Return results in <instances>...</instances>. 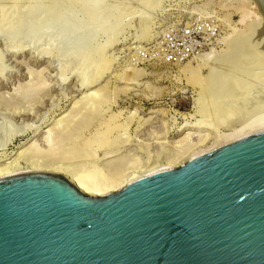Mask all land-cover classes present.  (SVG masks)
Returning a JSON list of instances; mask_svg holds the SVG:
<instances>
[{"label":"rangeland","instance_id":"obj_1","mask_svg":"<svg viewBox=\"0 0 264 264\" xmlns=\"http://www.w3.org/2000/svg\"><path fill=\"white\" fill-rule=\"evenodd\" d=\"M241 1L0 0V165L19 161L21 153L27 159L20 165L30 162L25 152L36 145L39 166L77 176L125 162L129 177L183 160L187 145L197 144L200 135L230 133L238 119L232 111L230 118L231 105L224 101L237 77L224 80L219 74L255 37L249 21H239ZM191 68L198 71L194 84ZM98 72L99 84L85 87ZM214 79L226 81L221 96L212 89ZM101 87L106 102L86 111L88 100L80 99ZM66 117L77 118L86 138L113 117L107 124L118 128L92 137L87 149L77 146L81 141L64 142L47 152L44 137H58L52 127ZM187 133L192 136L186 145L181 140Z\"/></svg>","mask_w":264,"mask_h":264},{"label":"water","instance_id":"obj_2","mask_svg":"<svg viewBox=\"0 0 264 264\" xmlns=\"http://www.w3.org/2000/svg\"><path fill=\"white\" fill-rule=\"evenodd\" d=\"M0 264H264V130L101 196L1 177Z\"/></svg>","mask_w":264,"mask_h":264},{"label":"bare ground","instance_id":"obj_3","mask_svg":"<svg viewBox=\"0 0 264 264\" xmlns=\"http://www.w3.org/2000/svg\"><path fill=\"white\" fill-rule=\"evenodd\" d=\"M241 2H242V4H241L242 7L240 6V8L238 9V12L240 13V20L239 21L242 24L244 22L246 24L250 23L249 24L250 25L249 29L251 30L252 34L254 33L255 37H253V39L251 37V39H252L251 44L247 43L244 46V45H241V43H240V45H241V47H243L244 51L240 52L239 54L237 53V55H235L236 52H239V50H240L239 48H241V47L238 48V46H239V44H238L237 48L239 50H236V52L234 53V55H233L234 57L231 60V63L229 62V65L227 66L228 69H226V71H224V74H223V72L221 74H219L220 76L223 75L225 77L224 80L229 79L231 77H234V74H235V77H237L236 79H233V80L231 79V81H233V82H230L229 86L227 87V91H228L229 96H227V98H225V101H224L225 103H226V101H228V104L231 105L230 108L228 107L229 113L227 112L228 114H230L229 115L230 118H231V112L230 111H232L233 112L232 116L237 115L236 119H238L236 124H234L233 122H232L233 124L232 123L230 124L231 121L230 122L228 121V123L231 126L235 125L234 127L232 126V129H230L231 126L229 124L228 125L230 127L227 125L229 127L228 130L230 129V133L227 132L228 134H218L217 131L213 130L218 135L216 134V136L211 138V139H207V138H210V137H207L206 135H204V136L200 135V138H197L199 140H197L198 142L195 145L192 144V143H191L192 145H190L187 142V141H189L190 137L192 136V134L187 133V134L183 135L184 138H183V140H181L182 142H184V144H186V145H187V143L189 144V145H187L186 151L184 150L185 153L182 151V153H184L182 155H184V156H181V159H182V157H185L183 160H181L179 162L178 161H176V162L173 161V162H167V163H164V164L162 163L160 165L158 164L157 166L155 165L153 167L150 166L146 170H144V171L142 170V172H138L137 174L131 175L129 177L128 176H124V174H126V172L124 171V169H125L124 167H126L125 166L126 165L125 162H123L125 165L122 164V162H116V163L114 162L112 164L110 163V166H107L106 170L104 169L105 171H103V169H102V171L97 169L95 171L93 170L91 173L80 174V175H77V176L71 175L69 172L61 170V169H58V168H55V167L51 168V167H48V166H39L38 163H36V162H39V160L36 157L39 156L41 151L38 153V151H37L38 147L35 148L36 145L35 146L31 145L30 146L31 148L29 147L30 149H28V151L25 152L26 154H29V156H31L30 160H27V161H30V162L26 163V160H25V164L24 165H20L21 158H22V160H23V158H26V157L23 156L25 154L21 153L22 156L19 159H18V156H17V159H15V160H19V161H15V162H11V163L9 162L7 164L0 165V178L1 177H5V176H9V175H13V174H16V173H22V172H25V171H34V172H36V171H44V172H48V173H60V174H62L64 176H66L70 180V182L73 183L82 192H84V193H86L88 195L101 196V195H104V194L109 193V192L118 191L121 188H123L124 186H126L127 184L131 183L132 181H135V180H137V179H139V178H141V177H143L145 175L154 173L156 171L168 169V168L178 167L179 165H181L185 161H187V160H189V159H191V158H193V157H195V156H197V155H199L201 153L210 151V150H212V149H214L216 147H219V146L225 145L227 143H230V142H232V141H234L236 139H239V138H241V137H243L245 135H248V134H251V133H254V132H257V131L264 130V16L260 12V9L258 8V6H257V4H256V2L254 0H242ZM47 27H49V26H47ZM259 34L261 35V37H259ZM248 40L249 39H247V41ZM244 41H246V40H244ZM261 43H262V45H259ZM241 50H242V48H241ZM186 67H187V65H186ZM196 68L189 69L190 73L191 74L193 73L190 78H192L194 76V73L195 74L198 73V71H197L198 68L197 69ZM203 68H205V67L203 66ZM193 69H196V70H193ZM105 70H106V68L103 69V71H105ZM184 70H186V69H184ZM191 70H193V71L191 72ZM100 72H102V71H100ZM198 75H200V74H198ZM198 75L196 77H198ZM95 76L96 77L95 78L93 77L94 79L92 80V82L89 83V85H87L85 87L93 88V87H96L99 84V82H100V80L102 78L101 76H103V74L101 73L99 76H97V75H95ZM193 78H192L193 84L196 81H199L196 78H194L196 80L195 81ZM222 81L218 80L217 82H215V79H214L215 83L212 85V89H216V90L220 91L222 89V86H224V83L226 82L225 81L223 83ZM190 82H191V80H190ZM208 82H210V81H208ZM198 84H199V82H198ZM209 85H210V83H209ZM209 85L207 83V86H209ZM101 92H103V93L107 92L105 90V87L104 88H102V87L98 88V89H96L93 92H90V93L88 92L87 94L83 93L85 96H84V98L80 99V101L83 100V99H84V101L88 100L87 103H83L84 101H82L83 104H86V105H84L85 106V110L86 109L89 110V109L96 108L99 105L101 106L103 101L106 102L105 100H107V99L105 97H102V98L100 97V96H102V95H100ZM220 92H221V94H220V96H221L222 95V91H220ZM214 93H216V91ZM212 94H211V96H213L215 98L217 97L216 95L214 96ZM106 97H108V96H106ZM222 100H224V99H222ZM79 103L81 104V102H79ZM79 103L77 102V104H79ZM226 105H227V103H226ZM86 107H88V108H86ZM222 107H225V106H222ZM78 110H79V108H78ZM85 110H83V111H85ZM94 111H95V109H94ZM219 111H220V107H219ZM223 111H225V110H223ZM78 113H79L78 115L82 114V112H80V110H79ZM227 113H225V116H226ZM133 114H131V115L133 116ZM132 116H130V117H132ZM75 117L76 116H74L73 118H75ZM115 117H116V115H115ZM115 117H113L114 120L117 119V118L115 119ZM69 118H71V117H66V118L60 119L59 124H57V125L55 124L57 126V128L52 127L53 131L55 130L56 134H58V137H57V135L55 137L53 136V135H55V133H51L50 130H52V129L48 130V131H50L49 133H51V134H49L48 136L46 135V137H44V140H45L44 142H46L47 145H48V147L46 146L48 148L47 152H51V151L53 152L52 148L54 147L55 143H56V145H58L59 143H60L59 145H61L64 142L65 143H69V144H73V143H79L81 141L79 144H77V146H79V148H82V149H85V148L87 149L88 146L91 144L90 140H92L93 138L99 139L102 136H105L106 133H108L110 130L112 131V128L113 127L115 128V125H116V123H114L115 125L112 127L111 125L107 124V123L113 121V119L108 120L107 123H102V125L105 124L104 127L100 128L98 126L99 128H97L94 131V133L90 134V138H89V135L86 138V137H83L81 135V132H82L81 130L83 128L81 130L77 128V126H78V124L76 125L77 118L76 119H73V118L69 119ZM230 118H228V119H230ZM233 118L235 119V117H233ZM236 119H235V121H236ZM138 121H139V118H138ZM82 123H83V121H82ZM82 126H83V124H82ZM117 126L118 125H116V127ZM121 127L122 126L120 125L119 128H121ZM192 127H193V129H195L194 128L195 126H192ZM87 128H89L88 125H87V127H84V129H87ZM114 128H113V130H114ZM124 128H125V126H124ZM126 128H127V126H126ZM124 130H126V129H124ZM51 135L54 138L53 141L51 140L52 139V137H50ZM55 138H56V140H55ZM59 139H61L62 141H59ZM96 145H97V147H96L97 149L102 148V143L101 142H99ZM33 146H34V148H33ZM57 147H59V146H57ZM184 147H185V145H184ZM45 150H46V148H45ZM72 150H73V147H72ZM92 150L95 151L94 149H92ZM92 150L89 151V152H93ZM112 152L114 153V151H112ZM42 153H43V151H42ZM93 154H94V152H93ZM108 154H109V152H108ZM18 155H20V153ZM35 158L38 161L33 160ZM178 160H180V159H178ZM126 169L128 170V168H126Z\"/></svg>","mask_w":264,"mask_h":264},{"label":"built area","instance_id":"obj_4","mask_svg":"<svg viewBox=\"0 0 264 264\" xmlns=\"http://www.w3.org/2000/svg\"><path fill=\"white\" fill-rule=\"evenodd\" d=\"M185 34H189V32H186V31H185Z\"/></svg>","mask_w":264,"mask_h":264}]
</instances>
